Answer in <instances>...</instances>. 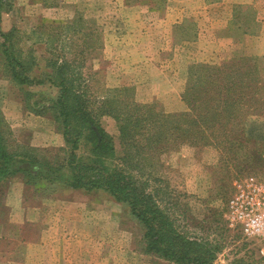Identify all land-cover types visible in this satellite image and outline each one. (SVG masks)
<instances>
[{
  "label": "rangeland",
  "instance_id": "obj_1",
  "mask_svg": "<svg viewBox=\"0 0 264 264\" xmlns=\"http://www.w3.org/2000/svg\"><path fill=\"white\" fill-rule=\"evenodd\" d=\"M9 1L11 10L2 14L1 31L18 30L15 37L24 49L35 50L39 62L46 56L43 50L49 40L47 36L65 33V25L76 12H81L84 20L93 21L90 28L95 45L82 69L88 94L99 100H111L117 99L118 91L126 88L124 99L162 116L188 111L181 98L190 66L219 65L239 52L234 44L240 39L231 40L224 28L235 9L222 4L223 0H166L161 11H149L151 8L145 4L124 6V0H57L60 5L53 8L43 7L42 0ZM257 7L264 8V4L258 3ZM177 11L189 19L187 31H182L184 35L192 32L194 22L198 27L193 45H178L179 34H175L173 41L169 39L171 34L164 26V17L167 13L173 16L168 18L166 25H169ZM240 12L249 16L244 9ZM73 36H70L72 43L67 41L63 47L61 40L56 41L59 50L56 54L72 58L84 49V38L80 34ZM227 39L235 42L234 46ZM194 68L191 69L195 80H209L204 69L196 74L199 68ZM26 90L32 94L29 107L23 101V91L5 77L0 60V113L10 130L8 143L12 147L28 145L53 151L63 148L50 113H33V109L47 107V100L56 97V90L49 86ZM252 112L262 115L244 116L246 131L257 138L262 146L260 151H264V108H253L249 114ZM101 122L114 140L117 157L129 160L124 170L147 183L146 190H151L166 205L180 230L221 246L214 264H263L259 250L264 247V240H244L228 229L224 218L235 180L246 177L264 180V153L262 159L252 153L255 144L237 150L220 137L217 146L206 145L201 139L196 146L175 140L158 145L159 142L145 141L139 134V130L151 128L149 124L128 132V137L122 140L118 125L110 116L104 115ZM151 136L147 134V139ZM16 222L25 224L20 231L27 239L34 235V225L48 226L49 232L53 229L52 238L57 235L61 241V245H53L55 253H67L72 264H79L83 254L90 256L85 264H173L143 253L141 227L125 207L103 192L43 190L25 185L18 177L1 180L0 225L9 238L3 247L15 254L17 230L11 224ZM49 232H45L46 243L51 238ZM92 253L99 259L97 262L91 261Z\"/></svg>",
  "mask_w": 264,
  "mask_h": 264
},
{
  "label": "trees",
  "instance_id": "obj_2",
  "mask_svg": "<svg viewBox=\"0 0 264 264\" xmlns=\"http://www.w3.org/2000/svg\"><path fill=\"white\" fill-rule=\"evenodd\" d=\"M165 3L166 0H124V6L145 4L151 8L149 11H161ZM41 5L53 8L60 4L57 0H42ZM10 10V1L0 0V25L2 14ZM250 10L245 9L251 17ZM240 11L241 8H235L236 17L242 16ZM84 19L81 12H76L65 25V33L47 36L49 40L43 50L46 56L39 57L42 63L35 50L24 49L20 39L15 37L18 30L11 28L3 32L0 27V60L5 77L11 85L23 91V101L27 106L32 94L26 89L49 86L56 90V97L47 100V107L33 109V113L42 115L48 111L64 144L57 151L28 145L12 147L8 143L10 130L0 113V181L18 177L25 185L35 189L103 192L125 207L141 227L145 255L173 264H214L221 246L180 230L166 205L163 206L151 190H146L147 183L124 170L129 160L117 157L114 140L104 130L101 119L104 115L110 116L117 123L122 140L128 137V132L149 124L151 128L139 130L145 141L164 145L175 140L196 146L201 139L206 145L217 146L220 143L218 138L224 137L237 150H245L250 143L255 144L251 151L262 159V146L256 137H250L244 121V116L253 118L262 115L255 112L249 114L253 108H264L262 59L246 57L238 52L219 65L190 66L181 98L188 111L162 116L124 99L123 94L128 92L126 88L118 91L117 99L111 100H99L88 94L82 69L86 56L93 52L95 41L90 28L93 21ZM237 21L235 19V23ZM188 24L189 21H186L175 26V34H179L181 42L193 41V30L188 36L183 33L187 31ZM231 29L232 38L240 40L242 32L248 33L241 25ZM68 32L72 33L70 36L80 34L85 40L84 49L72 58L56 54L59 51L55 46L58 39L61 40V47L67 41L72 43ZM191 68H199L196 74L204 69L209 80L198 82ZM130 106L133 110H127ZM241 111L244 115H239ZM147 134H152L150 139H147ZM259 259L264 264V259Z\"/></svg>",
  "mask_w": 264,
  "mask_h": 264
},
{
  "label": "crops",
  "instance_id": "obj_3",
  "mask_svg": "<svg viewBox=\"0 0 264 264\" xmlns=\"http://www.w3.org/2000/svg\"><path fill=\"white\" fill-rule=\"evenodd\" d=\"M170 1V0H168ZM171 1H176V0H171ZM222 2V1H221ZM264 0H223L224 5H229L232 9L239 7L241 10H245L250 8V15L252 13V16H237L235 13L232 11V14H229V17L225 21L224 28L225 31L228 33V37H231L230 39L232 40V32L231 27L241 25L244 26L247 30L248 33L244 34L243 32L241 33V40L240 42H232L231 40H228V44L230 46H237V49H239V54L246 56V57H255V58H260L262 61H264V8L262 7H257L258 3L264 4ZM171 3V2H169ZM214 3V2H213ZM218 3V2H215ZM211 4V3H210ZM256 4V5H255ZM255 6V9L254 7ZM175 19L172 20L169 25H166L168 23V18H172L173 16H169L167 13L165 15V21H164V26L165 28H168V31L170 32L171 36H169V39L175 37V26H180L187 20H189L185 15H181V12L177 11L175 13ZM235 19L238 23H235ZM195 22L193 23V32H194V37L193 41L190 42H179L177 43L178 45H193L196 41V37H198V27L194 26ZM250 27V28H247ZM173 41V40H172ZM234 44V45H233ZM173 44H171L172 46ZM176 46V45H175ZM239 47V48H238ZM236 55L232 54L229 55L228 59H231ZM16 226V252L15 254L12 250L8 251L3 247V242L5 240L9 239L8 236L4 234L3 231V225H0V264H72V261H69L67 258V253L60 254V252L55 253V248L53 245H61V241L58 240L59 237L56 235L55 238L53 233V229L50 231L48 226L44 227H37V226H32L35 233L32 236V238L27 239L24 236L21 235L20 229L24 227V223L22 222H16L14 224ZM47 228V229H46ZM49 232V235H51V238L48 240L46 243V233ZM57 234V232H56ZM48 235V237H50ZM58 241V242H57ZM54 251H53V250ZM83 249L85 247L83 246ZM20 250V251H18ZM86 250V249H85ZM88 254H83L81 258L79 259V264H85L88 261ZM96 259L99 260L94 253H92V260L94 261ZM74 264H78L77 262H74Z\"/></svg>",
  "mask_w": 264,
  "mask_h": 264
},
{
  "label": "built area",
  "instance_id": "obj_4",
  "mask_svg": "<svg viewBox=\"0 0 264 264\" xmlns=\"http://www.w3.org/2000/svg\"><path fill=\"white\" fill-rule=\"evenodd\" d=\"M233 192L225 207L228 229L244 240H264V180L239 178L232 183ZM264 259V247L259 250Z\"/></svg>",
  "mask_w": 264,
  "mask_h": 264
}]
</instances>
